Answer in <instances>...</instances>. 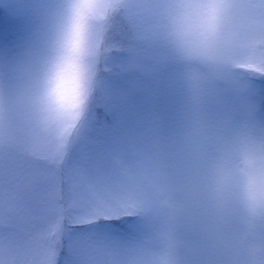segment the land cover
Returning <instances> with one entry per match:
<instances>
[{"label": "clouds", "instance_id": "1", "mask_svg": "<svg viewBox=\"0 0 264 264\" xmlns=\"http://www.w3.org/2000/svg\"><path fill=\"white\" fill-rule=\"evenodd\" d=\"M127 6L0 0L29 22L17 56L0 60V148L21 131L61 155L87 140L112 57L126 48L113 29ZM143 14L163 61L178 69L181 122L168 145L114 154L111 179L90 182L135 215L140 234L92 246L84 264H264V122L215 106L221 89L264 78V0H154ZM0 264L35 261L5 240Z\"/></svg>", "mask_w": 264, "mask_h": 264}, {"label": "rangeland", "instance_id": "2", "mask_svg": "<svg viewBox=\"0 0 264 264\" xmlns=\"http://www.w3.org/2000/svg\"><path fill=\"white\" fill-rule=\"evenodd\" d=\"M154 0H128L124 13L137 34L140 47L114 54V71L107 74L101 95L91 114L87 140L73 152V159L87 155L97 169L94 179L105 184L111 179L114 154L134 156L144 148L168 145L178 132L183 91L175 65L163 61L161 48L150 39L151 25L143 9ZM0 60H13L28 35L29 22L13 11L0 8ZM264 78L236 81L217 93L216 107L237 115L252 114L264 122L259 93ZM264 91V90H263ZM98 115V116H97ZM43 144H37L39 152ZM133 235L115 230L103 243L124 245L138 238L139 223L129 222ZM94 236L90 225H69L64 234L60 264H84L83 241Z\"/></svg>", "mask_w": 264, "mask_h": 264}, {"label": "snow or ice", "instance_id": "3", "mask_svg": "<svg viewBox=\"0 0 264 264\" xmlns=\"http://www.w3.org/2000/svg\"><path fill=\"white\" fill-rule=\"evenodd\" d=\"M43 144L37 152L36 145ZM61 155L53 143L29 142L23 131L14 147L0 148V242L16 244L41 264L49 255L60 264L63 234L69 225H90L87 252L125 231L135 215L122 204L97 196L91 181L97 169L87 155ZM99 186L103 184L98 180ZM59 229V231H57ZM59 236V239L57 238Z\"/></svg>", "mask_w": 264, "mask_h": 264}, {"label": "trees", "instance_id": "4", "mask_svg": "<svg viewBox=\"0 0 264 264\" xmlns=\"http://www.w3.org/2000/svg\"><path fill=\"white\" fill-rule=\"evenodd\" d=\"M1 14V9H0ZM128 17L124 12H122L115 20L114 22V29H113V37L118 40L121 44L126 45L125 50L123 51H129L134 50L135 47H140L139 43L135 42V34H137V31L133 28V25L127 21ZM120 51V52H123ZM120 52L115 54H120ZM264 90V88H263ZM261 90L258 97H259V103L260 107L264 108V91ZM98 116V115H97ZM128 229L125 231H122L128 235H133V231L131 230V227L129 225Z\"/></svg>", "mask_w": 264, "mask_h": 264}]
</instances>
